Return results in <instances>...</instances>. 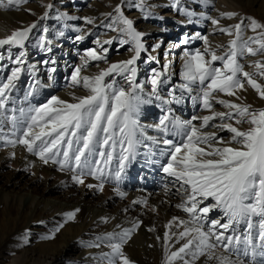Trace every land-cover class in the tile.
<instances>
[{
	"label": "snow or ice",
	"instance_id": "1",
	"mask_svg": "<svg viewBox=\"0 0 264 264\" xmlns=\"http://www.w3.org/2000/svg\"><path fill=\"white\" fill-rule=\"evenodd\" d=\"M25 2L27 0H6V3L0 0V8L11 10ZM137 7L144 11L145 0H141ZM173 7H176L175 3ZM114 11L117 16L112 19V23L104 26L117 32L118 37L103 43L110 45L118 41L121 47L131 44L129 50L134 54L130 59L111 63L93 77H81L82 68L87 67L89 60L107 62L108 49L103 44L99 49L87 50L82 57V67L73 69L70 80L74 86H80L82 81V87L89 94L74 97V103L53 96L38 107L17 108L11 93L16 89L21 74L25 71L31 74L36 68L25 67L27 62L22 51L15 57L9 56L15 67L10 69L4 81H0V146L21 145L44 164L51 162L59 165L61 171L71 172V179L77 184L83 185L84 177L87 176L101 181L98 186L86 185L89 189L98 187L103 190L105 182L115 181L116 193L121 197L124 193L118 187L119 182L127 166L136 158L137 150L143 147L147 149L148 156L166 158L161 170L179 183L177 193L182 202L177 207L189 217L187 221H179L183 230L174 234V243L185 242L166 254V264H196L201 257L215 264H264V109L252 110L251 106L215 100L214 96L220 93L234 96L236 90L245 88L246 80L264 99V87L251 74L244 72L238 62V57L245 54L264 55V24L254 18H242L234 25L236 38L223 55L209 51L207 46L203 51L196 49L184 52L180 72L181 80L184 81L180 85L181 93H188L193 106L201 105L205 110H211L212 101L215 100L228 109L227 112H215L203 117L193 115L185 121L173 115L171 108L164 107L181 103L183 95L176 96L175 89L169 92L170 98L160 94V88L168 81L169 64L163 65V71L150 70L151 90L147 95L144 94L143 85L137 82V61L142 53L146 54L145 63L159 61L146 47L144 34L136 30L133 21L123 15L121 7L117 6ZM187 15L190 17L192 13ZM233 17L232 13L226 15L229 19ZM85 22L94 23L88 18H85ZM211 23L218 25L219 20L212 19ZM34 28L35 23L13 31L7 38L0 39V47L22 49ZM247 28L253 32L261 30L260 35L244 40L243 34ZM219 31L233 34V28H219ZM75 39L82 41L84 36ZM194 39H201L207 45V37L197 33L193 37L184 36L173 47L187 45ZM47 43L50 41L43 42L40 47L50 52ZM253 44L258 47L254 48ZM158 47L159 44L151 50L155 51ZM208 56L210 60L206 59ZM217 61L220 67L214 66ZM42 63L54 65L56 62L45 60ZM255 67L264 68V63L257 62ZM56 71V67L48 69L49 79ZM113 74L121 76L127 87L118 86ZM260 75L264 76V71ZM109 76H113L111 82L106 81ZM35 92L36 88H32L28 95H34ZM153 102H159L164 114L151 126L158 135L149 136L146 127L141 124L140 116L143 106ZM214 120L219 123L211 127L226 131L230 134L228 137H218L216 132L204 131ZM196 121L199 124L194 123ZM233 121L236 125L248 124L249 127L242 130L233 126ZM169 137H178L179 141ZM218 144L224 146L217 147ZM117 148L119 154L114 155ZM12 157H15V153ZM114 159L118 161L115 170L110 167ZM143 203L146 204V201ZM79 211L77 208L68 212L65 219L73 220ZM213 211H219L221 217L210 218ZM221 220L224 222L221 223ZM241 225L244 231H241ZM63 227L61 223L55 231L59 232ZM138 227L139 222H136L131 228L98 237L97 240L106 241L110 248V252L104 253L101 259L106 260L107 264H134L124 254L123 247ZM157 239L161 238L158 236ZM163 241L167 249L170 241L168 232H165ZM87 246L100 245L95 243Z\"/></svg>",
	"mask_w": 264,
	"mask_h": 264
},
{
	"label": "rangeland",
	"instance_id": "2",
	"mask_svg": "<svg viewBox=\"0 0 264 264\" xmlns=\"http://www.w3.org/2000/svg\"><path fill=\"white\" fill-rule=\"evenodd\" d=\"M208 1L209 0H145V8L144 11H142L140 7H137L141 0H27V2L22 3L18 8L14 7L11 10H8L12 15L17 14L18 18L23 19L21 20L22 22L16 23L13 31L19 30L22 27L27 28L33 23L36 24V28L31 31L29 38L25 41L30 45L27 44L22 49L16 47H12L11 49L9 48L11 46L0 47V65H3V67H0V81H4L10 74V69L15 67V65L9 60L10 55L15 57L20 51L24 52V58L27 62L25 67L34 66L36 69H39L40 62L45 60L50 61L56 58V63L54 65L51 63L44 65L48 67H56L57 71L53 74L52 79H49L47 76L49 72L48 74L45 73L41 75L42 82L49 85V89L47 90L49 93L44 95L45 97H42L43 99L40 98L37 100L34 104V106H36V103H41L55 92L58 91L62 94L66 89L71 87L69 84L71 73L75 67H82V57L87 50L99 49L100 45L103 44V47L108 49L107 62L104 60H89L87 67L82 68L80 73L81 77L89 75H92L93 77L102 69L109 67L111 63H118L130 59L134 54L129 50L131 44H125L121 47L118 41H114L110 45L103 43L106 40H113L118 37L117 32L104 26L112 23V19L117 16L114 11L117 6L121 7L122 13L127 19L133 21L135 29L144 34L143 39L146 41V47L149 48L151 55L161 62H163V58L161 59L162 54L160 52L162 49H165L164 47L167 46L168 41H171L174 44H179L184 36L192 37L194 31L207 37V45H205L203 40L195 39L196 41L192 40L187 44L188 46L181 45L183 46V49H186V51L196 49L203 51L202 48L204 49L207 46L209 51H215L217 55H223L228 50L231 41L236 38L234 25L242 18H254L259 23L264 24V0L258 4L253 3L251 0H222V2L211 0L209 3ZM174 3L176 4V7H173ZM49 5H51L50 8ZM187 13H192V15L189 17ZM228 13L234 14V17L231 19L226 18ZM41 17L46 18L41 19ZM85 18L91 19L94 23H86ZM212 19L219 20V24L213 25L211 23ZM116 26L120 27V25ZM6 27L5 24L0 22V38H7L11 35L10 27ZM219 28H233V34L228 35L221 33ZM155 31L160 32L156 35ZM260 32L261 30L253 32L250 28H247L244 31L243 39L248 40L250 37L258 36L260 35ZM80 35H83L84 39L82 41H77L75 38ZM45 41H50V43H47L46 45L47 48L51 49L50 52L44 51L40 47ZM97 41L100 43L98 44ZM157 44H159L160 47L155 51H152V47ZM28 46L32 47L28 48ZM252 46L254 48L258 47V45L255 44ZM8 48L10 50H8ZM31 49L33 55L28 58ZM71 52H73V54H71ZM145 55L146 54L142 53L141 58L137 61V82L143 85V92L147 95L151 90L150 70L157 69L163 71V65L165 64H157L155 61L152 63H145ZM206 59L210 60V56L206 57ZM58 62H60V64H58ZM238 62L243 66L244 72L251 74L257 83L264 87V76L260 75V72L264 71V68L257 69L255 67L257 62L264 63V55L257 54L256 56H252L245 54L243 57H238ZM64 63L66 65H64ZM169 65L170 67L167 73L168 81L160 88V94L163 97L170 98L169 92L175 89L176 96L183 95L181 103L172 104L174 106V109L172 108V114L177 116V111L180 110V108H183V111L186 112L184 104L187 106L191 100L189 99L188 93H181L180 91V85H182L184 81L181 80V71L178 70V63H175L174 59L173 63ZM214 66L220 67L221 64L217 61ZM171 69L172 71H170ZM1 70L3 71L1 72ZM22 74H25V77H23ZM22 74L20 78L23 77V80L21 86H18L19 94L13 99V103L17 105V108L21 105L24 107L27 100L34 97V95L29 96L28 92L31 90V86H36L37 84V81L34 79V73L29 74L25 71V73ZM113 76L115 77L118 86L127 87L126 82L121 76H115V74H113ZM113 76L107 77L106 81L111 82ZM241 79L244 78L241 76ZM46 80H53V82L49 84ZM75 91H77L81 97L89 94L88 91L82 87V81L81 85L75 88ZM193 94L196 93L194 92ZM246 94L252 96H247ZM214 96L215 100L223 99L243 106H251L252 110L264 109V99L260 97V94L255 89L247 84L246 80L245 88L236 90L234 96L229 97L222 93L214 94ZM237 97H239V99H237ZM215 100L212 101L213 107L211 110H205L201 105H197L196 110H193L194 113L191 117L193 115L203 117L215 112L228 111V109L224 108L219 103H216ZM148 107L147 105L143 106L140 120L142 125L146 127L147 133L153 134L151 126L155 125L164 113H159L161 112L159 102H153V104L150 106L148 105ZM150 107H152L153 111L150 110ZM25 108H28V105H26ZM194 123L199 124V121ZM218 123V120L211 121L210 126L205 128L204 131L216 132L218 137H228L230 135L229 133H220L218 128L211 127L212 124ZM233 126L239 127L242 130H246L249 127L248 124L236 125L234 121ZM216 146L224 145L218 144ZM230 146L238 147L236 145ZM2 147L5 146H1V148ZM201 147L206 146L201 145ZM6 148H10L11 150L14 147L6 146ZM144 149L145 148L143 147L139 148L137 154H141V152L146 154L147 152L145 151H147V149H145V151ZM153 150H156L155 145L153 146ZM118 154L119 150H117V155ZM34 158H37V156L34 155L33 159ZM140 159L141 157L139 156V159L137 160H139V163L141 162V168L140 166L137 167L135 164V162H137L135 158L134 160L136 161H132L131 169L129 168L128 170H125L122 177L123 180L119 182L120 190L133 197L135 195L134 193L138 192L140 196L144 195L148 201L149 199L154 201L156 197L159 196V192L162 189H165L167 190V196L170 197L176 205H179L182 202L180 195L177 193L179 184L173 186L174 184L172 181L166 180L164 173L161 171V168H159V163L162 162V160L166 161V158H161L159 163H154L155 166L149 168V170L146 169L147 166L143 165L144 163H147V160ZM37 161L41 160L37 159ZM165 161H163V163ZM114 169L115 167L113 170ZM139 169L140 171L144 170V173H140L142 174L141 181H139V179H133L132 177V174L137 175V170ZM60 171L61 170L58 169L55 172L58 173ZM152 174H156L154 176H156L155 180H157V182L152 181L153 183L150 184L151 179H153ZM88 177H90L89 180L94 179L92 176ZM11 179V170L9 168L2 169L0 172V194H5L8 199L7 201H2L0 203V264H48L44 255L41 253V247L45 243L53 240L55 238L54 236H56L57 245L61 247L64 239L62 237L65 235L64 228L66 227V224L64 221L49 224V220H45L47 216L41 211L31 214L30 200L33 198L36 200L45 199L47 203L54 205L60 204L62 206H65L66 203L61 199L57 191H51L48 195H42L41 190L44 189V182L41 181L40 184L37 183L32 185L31 182H29L32 179L31 174H28L25 179V181L29 182L26 186L22 185L24 180L23 183H19V185H11ZM148 180H150V182H148ZM88 184L92 183L87 182L83 185V189L86 192H90L93 200L103 195L102 190H99L98 187L92 189L87 188L86 185ZM36 185L38 186L36 187ZM74 186L73 188H78L81 185L75 183ZM10 199H14L13 204H10ZM70 205L74 206V208L78 207L74 202L70 203ZM115 207L116 204L112 203L111 207H109L106 212H114ZM96 211L97 209L95 207L94 213H96ZM183 212L184 211L180 212L183 215H179L182 218H184L185 215ZM144 213L149 215L147 207L144 208ZM215 216L219 218L221 217V213L219 211H213L210 213V218L213 217V219H215ZM223 222L224 221L221 223ZM61 223L64 224V227L61 228L59 232H56L55 229ZM241 231H244L243 225H241ZM90 243L85 242L76 246L73 244V247H76L75 251H67L66 258L68 261L64 260L61 264H73L76 262L75 259L82 257L83 252H94L92 250L100 249V247L102 249L103 246H107V244L103 245V242L98 241V244L100 245L99 247H88L87 245H90ZM93 254L95 255V253ZM91 262H93V264H106V262H103L99 256H95Z\"/></svg>",
	"mask_w": 264,
	"mask_h": 264
},
{
	"label": "bare ground",
	"instance_id": "3",
	"mask_svg": "<svg viewBox=\"0 0 264 264\" xmlns=\"http://www.w3.org/2000/svg\"><path fill=\"white\" fill-rule=\"evenodd\" d=\"M210 1L211 0H209L208 3ZM251 1L258 4L263 0ZM218 2H222V0H218ZM21 20L23 19L18 18L17 14L12 15L10 12H8V10L0 8V22L2 24H5V26H7L6 28L10 27V33H12L15 29L16 23L22 22ZM159 32L155 31V34L158 35ZM196 34L197 31H194L192 37ZM1 38L5 39L4 37ZM196 40L194 39V41ZM27 44L28 43L25 42V45ZM173 45L175 44L171 41L167 42V46L164 47L165 49H162V51L160 52L162 54L161 59L163 58V62L159 60V63L172 64L175 59V63H178V70L181 71L183 68L184 52L186 51V49H183V46L181 45L180 47H173ZM12 47L13 46L9 48L12 49ZM31 47L32 46H28V48ZM9 48L8 50H10ZM71 54H73V52H71ZM32 55L33 52L31 49L30 56H28V58ZM39 64V69H36V71L33 72L34 79L37 81V84L36 86L31 87L40 88V93L39 95H34L33 98L28 100L26 97L27 102L24 104V107L26 105H28V107H38L44 104L53 96L59 97L60 99H63L70 103L76 102L74 97H81V95L77 91H75V88L79 86L72 85L70 80L69 84L71 85V87H69V89H66L64 93L60 94L57 91L53 95L47 97L41 103H36L37 105L34 106L37 100L42 97L44 98V95L49 93L47 92V90L49 89V85L42 82L41 75L47 73L50 66H44L45 64H43L42 62H40ZM2 71L3 70H1V72ZM170 71H172V69ZM22 75L23 77H25V74ZM23 77L17 81V87L11 93L12 101L14 97L19 94L18 86H21ZM89 77H92V75H89ZM31 87L30 89H32ZM247 96L252 95L248 94ZM19 107H22V105L18 106V108ZM211 115H213V113ZM5 130H7V125L5 126ZM152 132L153 134L147 133V135H158L156 131L152 130ZM223 132L226 131H220V133ZM170 138L176 141L179 140L178 137ZM10 148H1L0 146V172L4 168H9L11 170V185H19V183H23V180L24 183L22 185L24 186H26V184H28L29 182L34 185L37 183L40 184V182L42 181L44 182V189L41 190L42 195H48L51 191H57L61 199L66 203L65 206H62L60 204L54 205L47 203L45 199L36 200L35 198H33L30 200L31 214L41 211L47 216L45 220H49V224L60 221H64L66 224V227L64 228L65 235L64 237H62L64 239L61 247L57 245V239L54 235L53 236L55 238L53 240L45 243L41 247V253L42 255H44V258L46 259L48 264H61L64 262V260L66 261V252L69 250L75 251L76 249V247H73V244H75L76 246L85 242H92L90 244L98 243V237H104L107 234L116 233L125 228H131L136 222H139V227L136 228V230L132 233L131 238L123 247L124 254L128 256L130 260L134 262V264H166V254L175 251L181 246V244L185 242L180 241L179 243H174L176 239L174 234L183 230V226L179 224V221H187L189 217L185 212H183L185 214L184 218L179 216L180 214H182L180 212L183 210L177 207L175 202L167 196V190L162 189L159 192V196H157L154 201H151L150 199L148 201V199L144 195L140 196L138 192L134 193L135 195L133 197L131 195L125 194V192L120 190L124 193V196L121 197L116 193V182L109 180L104 183V187L102 190L103 195L93 200L90 192H86L83 189V185L87 182H91L92 184L98 186L101 181L95 178L93 180H89L90 177L87 176L84 177L85 183L83 185L80 184V187L73 188L75 182H73L71 179V172L60 171L56 173L55 171L59 169V165H54L51 162H49L48 164H44L42 161H37V159H39L38 157L33 159L34 155L28 153L26 149L21 145H17L11 150ZM117 150H119V148H117ZM13 153H15L14 158L12 157ZM114 155H117V152L114 153ZM139 156L141 157V159L145 160H157V163H159V160L161 159L158 157V155L148 156L145 153L141 152V154L136 155V160L139 159ZM117 163L118 161L114 159L110 165L111 169H113L114 167L116 168ZM144 165L147 166V170L155 166H150L148 163ZM101 167H103V164H101ZM130 167H132V162L127 166L126 170H128ZM28 174L32 175V179L29 182L25 181ZM152 175L154 176L156 174ZM164 177L166 180L172 181V183L174 184L173 186H177L179 184L176 180H174L172 177H168L166 174H164ZM37 186L38 185H36V187ZM118 187L120 189V185H118ZM7 199L8 197L5 194H0V203L2 201H7ZM10 201V204H13L14 199H10ZM133 201H139L141 203L134 204ZM144 201H146V204L143 203ZM73 202L78 205L77 208L80 209V211L76 214V217L73 220L67 221L65 219L66 214L77 209L74 208V206L70 205V203ZM112 203L116 204L114 212H106L107 209L111 207ZM95 207L97 209L96 213H94ZM145 207H147L149 215L144 213ZM173 218H176V220L174 221ZM149 229H152V231H149ZM165 232H168L170 234V241L168 243L167 249L165 248L163 241ZM158 236L161 239L158 240ZM104 244H107V242H103V245ZM92 251L94 252H83L82 257L75 259L76 262H74L73 264H93L91 260H93L95 256H99V258L101 259L104 253L110 252V248L105 245L102 249L100 247V249L98 248L97 250L94 249ZM93 253H95V255ZM217 254L219 255L220 253L218 252ZM103 262H106L107 264L106 260H103ZM177 264H179V262H177ZM196 264H215V262L207 261L204 257H201L198 261H196Z\"/></svg>",
	"mask_w": 264,
	"mask_h": 264
}]
</instances>
